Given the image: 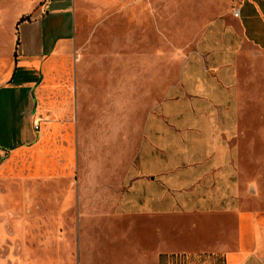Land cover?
Segmentation results:
<instances>
[{"label":"rangeland","instance_id":"obj_1","mask_svg":"<svg viewBox=\"0 0 264 264\" xmlns=\"http://www.w3.org/2000/svg\"><path fill=\"white\" fill-rule=\"evenodd\" d=\"M240 1L52 0L42 22V74L34 80L33 69L25 72L20 67L14 81L0 88V264H140L145 253L156 248L158 241L150 230L131 232L136 222L120 217L112 200L98 201L99 196L118 193L111 189L114 161L122 175L128 169L129 119L155 110L177 83L182 60L208 25L223 18L234 24ZM32 3L0 1V76L6 66L12 73L16 49L23 53L28 46ZM46 11L38 8L36 14ZM58 37L67 42H56ZM71 44L87 67H96L100 51L103 71L108 72L100 85L103 104L89 106L86 114L91 119L77 136V160L68 173L63 167L65 152L52 134L45 136V124L40 132L38 127L34 131L36 98L31 86L41 81L48 88L55 82L44 71L49 57L55 51H71ZM115 56L120 67L113 74ZM237 96L241 131L234 141V158L245 194L241 201L243 210L261 223L264 236V52L248 44H242ZM47 106L52 109L54 104L43 99L40 109ZM118 115L120 142L117 134H109L111 118ZM33 143L36 162L31 154L24 159L22 151L11 155ZM182 262L173 258L166 263Z\"/></svg>","mask_w":264,"mask_h":264},{"label":"crops","instance_id":"obj_2","mask_svg":"<svg viewBox=\"0 0 264 264\" xmlns=\"http://www.w3.org/2000/svg\"><path fill=\"white\" fill-rule=\"evenodd\" d=\"M31 1L35 13L27 23L32 35L28 31L23 53L16 49L12 73L7 66L2 68L0 88L14 81L20 67L25 72L33 69L34 80L45 68L42 22L49 16L46 10L52 0ZM38 8H45V14H36ZM234 12L238 13L231 20L234 24L223 18L208 25L182 60L177 83L155 110L129 119L128 169L122 175L114 161L111 189L118 193L99 196L98 201L111 199L120 217L136 222L131 232L144 228L146 234L150 230L157 238L156 248L145 253L140 264H165L173 258L182 259L181 264H264L261 223L243 210L245 194L234 158L238 153L234 141L241 131L237 91L242 44L264 52V0H241ZM56 42L67 41L58 37ZM68 47L71 51L51 54L44 70L55 82L48 88L35 82L31 88L36 98L34 131L38 127L40 132L45 124V136L52 134L58 141L65 152L63 167L72 173L77 160L75 141L87 129L83 124L91 119L86 114L89 106L103 104L100 85L108 70L103 71L100 51L96 67H87L85 58L76 57L77 46ZM112 61L115 74L120 59L115 56ZM43 99L54 107L40 109ZM111 123L109 134H117L120 142V116H113ZM35 149L33 143L26 150L11 151V155L22 151L24 159L31 154L36 162Z\"/></svg>","mask_w":264,"mask_h":264},{"label":"built area","instance_id":"obj_3","mask_svg":"<svg viewBox=\"0 0 264 264\" xmlns=\"http://www.w3.org/2000/svg\"><path fill=\"white\" fill-rule=\"evenodd\" d=\"M238 13L236 12L235 15H237Z\"/></svg>","mask_w":264,"mask_h":264}]
</instances>
